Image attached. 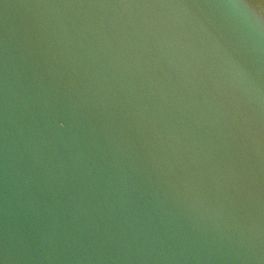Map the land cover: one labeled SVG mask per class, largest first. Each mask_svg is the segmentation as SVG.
Listing matches in <instances>:
<instances>
[{
    "label": "water",
    "instance_id": "1",
    "mask_svg": "<svg viewBox=\"0 0 264 264\" xmlns=\"http://www.w3.org/2000/svg\"><path fill=\"white\" fill-rule=\"evenodd\" d=\"M262 11L0 0V264H264Z\"/></svg>",
    "mask_w": 264,
    "mask_h": 264
},
{
    "label": "rangeland",
    "instance_id": "2",
    "mask_svg": "<svg viewBox=\"0 0 264 264\" xmlns=\"http://www.w3.org/2000/svg\"><path fill=\"white\" fill-rule=\"evenodd\" d=\"M254 1L264 11V0H254Z\"/></svg>",
    "mask_w": 264,
    "mask_h": 264
},
{
    "label": "snow or ice",
    "instance_id": "3",
    "mask_svg": "<svg viewBox=\"0 0 264 264\" xmlns=\"http://www.w3.org/2000/svg\"><path fill=\"white\" fill-rule=\"evenodd\" d=\"M262 14H264V11H262Z\"/></svg>",
    "mask_w": 264,
    "mask_h": 264
},
{
    "label": "clouds",
    "instance_id": "4",
    "mask_svg": "<svg viewBox=\"0 0 264 264\" xmlns=\"http://www.w3.org/2000/svg\"><path fill=\"white\" fill-rule=\"evenodd\" d=\"M247 4L249 5V3L247 2Z\"/></svg>",
    "mask_w": 264,
    "mask_h": 264
}]
</instances>
